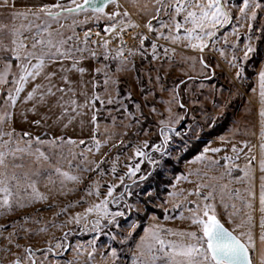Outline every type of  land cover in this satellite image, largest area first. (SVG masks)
Instances as JSON below:
<instances>
[{
    "label": "snow or ice",
    "instance_id": "1",
    "mask_svg": "<svg viewBox=\"0 0 264 264\" xmlns=\"http://www.w3.org/2000/svg\"><path fill=\"white\" fill-rule=\"evenodd\" d=\"M233 8L238 9L237 24L241 19L254 22L260 12H264V0L239 3L235 0H0V100L3 101L0 104V218L4 220L0 223V240L4 242L0 244V252L12 257L0 264H63L50 257L53 254L58 257L67 251L74 253L67 264H99L94 255L98 252L95 237L89 241L91 250L80 243L73 246L66 242L67 235L77 230L74 228H68L59 238L49 237L44 248L33 247L27 241L37 232H46L48 227L63 229L74 224L80 231L101 234L105 223L120 227V218L133 208L139 211L140 204L146 205L153 198L148 188H141L147 199L126 204L116 211L109 207L110 204L120 205L125 194L134 195L130 186L123 183L125 178L131 180L132 185L149 180L152 172L137 176L141 171L139 163L127 165V171L119 177L124 192L118 196H113L115 184H109L107 193L101 196L99 183H90L85 191L99 199L89 203L82 212L69 215L65 221L58 223L54 219L45 222L46 227L34 229L29 221L39 224V219L27 212L22 216L13 214L49 199V194L40 191L41 181L56 188L58 194L66 195L75 190L68 189V184L79 183L83 172L99 170L104 173L100 162L88 160V153L93 149L99 152L101 146L109 142L108 138H99L98 117L106 112V118H110L115 126L117 115L113 113L119 114L120 108L124 107L116 90L120 82L117 73L124 72L129 65L135 66L132 58L139 55L145 59L150 50L152 60L170 61L174 56L169 53L176 52L170 45H180L198 50L199 57L187 58L193 62V69L199 59L201 68L209 70L212 66L204 53L216 50L217 33L233 21ZM246 26L253 29L252 23ZM258 31L264 34V28ZM231 35L239 38L236 27ZM126 36L132 40V46ZM222 39L234 50L239 47L238 39L229 44L228 32H224ZM253 39L254 34L250 32L241 49L242 58L234 52L228 61L235 69L236 78L243 73L241 59L247 61L256 51ZM160 40L166 43L161 44ZM219 52L225 55L223 47ZM93 60L100 66L94 67ZM112 62H115V72L111 71ZM257 75V143L237 139L242 132L245 137L256 136L255 131L249 132L246 121L243 128L239 123L232 128L230 140L221 136L220 146L205 147L194 157L198 161H207L206 170H196L194 187L186 190L196 199H187L185 190L168 193L169 197L183 200H177L173 207L179 209L191 205L187 208V216L180 213V219L188 220L190 227L177 229L161 223L143 227V235L131 253L132 264H264V68ZM29 82L32 86L22 96ZM182 83L183 80L170 90L171 97L165 101L169 105V117L159 120L163 140L159 145H152L162 157L171 156L166 148L172 139L173 125L179 120L171 105L174 102L184 107L178 99ZM27 102H33L31 107H25L19 114L20 121L27 127L18 129L15 111L18 103ZM197 102L193 98V103ZM37 105L45 109L43 114L38 112ZM152 111L156 108L152 107ZM28 112L38 118L30 119ZM126 115L135 116V113ZM47 119H52L51 125ZM73 123L79 124L80 131L76 136L68 135L66 131L57 134L51 131L53 126L67 129ZM136 123L140 124V121L136 120ZM34 127L38 128L35 132ZM129 127L131 125H124L125 134ZM176 134L180 135L179 132ZM148 144V140L140 141L135 147V157L146 158L155 169L158 161L145 151ZM207 152L214 155L206 156ZM234 170H239L240 174L234 175ZM111 171L115 174V163ZM191 174L175 178L177 181L188 180ZM235 184L242 186L234 187ZM83 201L81 197V201H73L69 206ZM55 205L53 200L49 207ZM66 212L67 207H64L53 216ZM90 215L92 219H89ZM222 215L226 220L221 218ZM138 227V221L133 220L127 224V232H111L110 235L114 240H126ZM21 240L26 242L21 243ZM105 247L109 248L108 255H100L106 264H120L117 247ZM13 248L22 251L14 252Z\"/></svg>",
    "mask_w": 264,
    "mask_h": 264
},
{
    "label": "rangeland",
    "instance_id": "2",
    "mask_svg": "<svg viewBox=\"0 0 264 264\" xmlns=\"http://www.w3.org/2000/svg\"><path fill=\"white\" fill-rule=\"evenodd\" d=\"M235 2L239 3L242 0H235ZM237 14L238 9L233 8V21L229 25H225L217 33L216 50L205 51L204 57L212 66L209 70H203L201 68L199 59L195 62V69H193L191 67L193 62L187 58L193 56L199 57L198 50L183 48L180 45H170V47L176 48L174 54L169 53L174 56V59L170 61L161 58L152 60L150 50L148 57L145 59H142L139 55L132 58L135 66L129 65L124 72L117 73L120 82L116 90L119 92L120 103L124 107L120 108V104L116 105L117 108H120V112L119 114L113 113V115H117L115 126L112 125L110 118H106V112L98 117L100 120L99 138L102 140L108 138L109 142L102 145L99 152L93 149L91 153H88V160L100 162V168L104 169V173L102 174L99 170L83 172L82 180L79 183L68 184V189L74 188L75 190L68 191L66 195L58 194L56 188L52 185H45L41 181L39 185L40 191L49 194V199L34 203L23 210H18L13 215L22 216L25 212L30 213L33 217L41 221L39 224L29 221V225L34 229L44 228L47 226L45 222L50 223L54 219L58 223L65 221L69 215L82 212L89 206V203L96 202L99 199L95 195H89L85 191L92 182L99 183L101 196L107 193L109 184L116 185L113 196H118L121 192H124V187L119 177L127 171V165L133 164L134 166L135 163H139L141 169L137 173V176L144 172H152V175L146 183L139 184L137 182V185H132V181L125 178L123 183L130 186V190L134 195L127 196L125 194V200L120 205L110 204L109 207L113 211H116L118 208H124L126 204H136L138 201L147 199L146 194L141 192V188H148L153 198L146 205L140 204L139 211L133 208L123 218H120V227L108 226L105 223L102 234L80 231L78 226L68 224L63 229L48 227L46 232H37L29 237L27 243H31L36 248H44L49 237L59 238L67 232L68 228H74L77 230L67 235L66 242L73 246L76 243H80L91 250L89 241L95 237L97 239L96 248L98 252L94 255L99 264H106V261L100 255V253H103L104 256L108 255L109 248L105 247V245L117 247L120 264H132L133 258L131 253L135 251V243L143 235V227L152 223H161L177 229L190 227L188 220L180 219V213L183 212L187 216V208L191 205H185L179 209L173 207L177 200L181 202L183 200L181 197H169L168 193L185 190L187 199H196L195 195H188L186 190L194 187L197 182L196 170H206L205 165L207 161H198L194 157L203 152L205 147L220 146L221 140L219 138L221 136L228 137L230 140L229 134L232 128L238 123L243 128L247 121L249 132L255 131L256 136L248 135L245 137L242 132L237 139H249L253 144H256L259 137V87L257 74L261 68H264V34L258 30L264 28V12H260L257 20L254 22H246L241 19L238 24L235 20ZM247 23H252L253 29H248L246 26ZM233 27H236L240 33L239 38L231 35ZM224 32L229 33V44L238 39L239 47L237 49L234 50L229 45L224 44L222 39ZM250 32L254 34L252 43L255 45L256 50L260 51L261 60L259 59L257 62L256 60L250 61L256 51L250 55L247 61L241 59L243 73L241 77L236 78L235 69L229 65L228 61L231 60L234 52L238 57L242 58L241 49H243L244 44L247 42V36ZM125 38L128 40L129 46H132V40L129 36ZM158 42L161 44L166 43L163 40ZM221 47L225 49V55L223 56L219 52V48ZM160 51H163V49H160ZM94 62L96 67L100 66L99 62L95 60ZM111 71L115 72V62L111 64ZM157 76L160 77L159 80L156 79ZM181 80H183V83L180 84L178 89V99L183 102L184 107H180L174 102L171 105L172 112L179 116V120L173 125L174 131L170 134L172 139L168 142L166 148L171 153V156L162 157L159 151L152 148V145H159L163 140V136L160 135L161 126L159 120L169 117L167 111L169 105L165 101L170 99V90ZM162 87L164 90H161ZM253 89H256V92H253ZM115 94L113 92V95ZM146 96L147 99L145 98ZM193 98L198 102L193 103ZM2 103L3 101L0 100V104ZM138 104L140 105L139 110L137 109ZM152 107L156 108L155 112L152 111ZM249 109L251 110L250 112L248 111ZM126 113H135V116H129ZM136 120H139L140 124H137ZM126 124L131 125L127 129V134H125L124 128ZM216 125L217 129H223L222 132L215 136H210L211 133H214ZM143 129L147 131H143ZM137 132L139 133L138 135L136 134ZM177 132L180 135H177ZM207 137L208 140L201 152L187 161H183L188 147L193 143L206 141ZM120 140L124 142L119 143L118 141ZM142 140H148L149 144L145 151L151 153L152 157L158 161L155 169L153 165L149 164L146 158L135 157V147L140 145V141ZM231 142L234 143L236 141ZM241 147L243 146L241 145ZM205 155L211 157L214 154L207 152ZM102 156L104 157L103 161H101ZM133 157H135L134 160L132 159ZM217 158L219 159V156ZM113 163H115L116 167L115 174L111 171ZM161 164H163V168H161ZM240 164L243 167V157H241ZM64 167L67 168L68 166L65 164ZM189 172L192 174L188 180H176V176H187ZM160 173L173 181L171 185L167 186L169 189L168 192H163L167 189L166 186H157L156 176ZM239 174V170H234V175ZM241 186L240 184L234 185V187ZM81 197L84 198L83 202L76 203L75 206H69L73 201H81ZM53 200L56 201L55 207H49ZM64 207H67L66 213L60 214L58 217L53 216L54 212H59ZM220 211L223 210L220 209ZM153 217L156 219L153 220ZM221 218L226 220V217L223 215ZM89 219H92V215L89 216ZM133 220H137L140 225L133 236L128 237L126 240L120 238L114 240L112 238L110 235L111 232H127V224H130ZM3 222V218H0V223ZM20 242L25 243L26 241L21 240ZM2 243L4 242L0 240V244ZM12 251L22 250L13 248ZM73 256L74 253L72 251H67L58 257L53 254L50 258L67 264V260L72 259ZM11 258V256L6 257L3 252H0V261H6Z\"/></svg>",
    "mask_w": 264,
    "mask_h": 264
},
{
    "label": "crops",
    "instance_id": "3",
    "mask_svg": "<svg viewBox=\"0 0 264 264\" xmlns=\"http://www.w3.org/2000/svg\"><path fill=\"white\" fill-rule=\"evenodd\" d=\"M91 64H92L94 67H96V64H95L94 60L91 61ZM31 86H32V82H29V84H27V85L25 86V91L22 92L21 95L23 96L24 94H26V91H27V90H30ZM32 103H33V102H27L26 104H20V103H18V105H17V109H16V111H15V118H16V120H17L16 127H17L18 129H19L20 127H27V124H25V123H23V122L20 121V119H19V114H20V112H21L25 107H29V108H30L31 105H32ZM37 109H38V112L41 113V114H43L44 111H45V109H44L43 107H41L40 105H37ZM56 112H57V114H58V113H59V109H57ZM27 114H28V116H29L30 119H36V118H38V116L35 115V114H33L32 112H28ZM46 122H47L49 125H51V124H52V119H47ZM39 127L42 128L43 125H41V126H39ZM37 130H38V128H36V127L33 128V131H34V132L37 131ZM51 131H52L53 134H57L58 132H65V131H66V133H67L68 135L76 136V135L79 134L80 129H79V124H78V123H73V124H70V125L68 126L67 129H63V128H59V127H55V126H53L52 129H51Z\"/></svg>",
    "mask_w": 264,
    "mask_h": 264
},
{
    "label": "trees",
    "instance_id": "4",
    "mask_svg": "<svg viewBox=\"0 0 264 264\" xmlns=\"http://www.w3.org/2000/svg\"><path fill=\"white\" fill-rule=\"evenodd\" d=\"M260 58H261L260 51L256 50V53L252 56V59L250 61H255L256 60V62H257ZM222 130L223 129H217V125H216V129H214V133H211L210 136H215L217 134H220L222 132ZM210 136H208V137H210ZM208 137L206 138V141L196 142V143H193L192 145H190L188 147V149L186 150V152H185L183 161H187L188 159L192 158L193 156H195L196 154L201 152L203 146H205V144H206V142L208 140ZM156 179H157L156 180L157 181V186H161V185L166 186L167 189H165L163 192H168L169 189H168L167 186L171 185L173 183V181H171V179H169L168 177L162 175L161 173L156 176ZM156 212H159V211H156Z\"/></svg>",
    "mask_w": 264,
    "mask_h": 264
}]
</instances>
